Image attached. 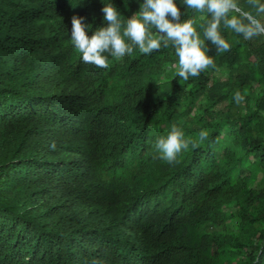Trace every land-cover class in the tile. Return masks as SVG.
I'll use <instances>...</instances> for the list:
<instances>
[{"label":"trees","instance_id":"obj_1","mask_svg":"<svg viewBox=\"0 0 264 264\" xmlns=\"http://www.w3.org/2000/svg\"><path fill=\"white\" fill-rule=\"evenodd\" d=\"M109 3L123 28L143 0H0V264H264V36L221 23L217 54L175 0L215 69L180 80L171 46L98 68L71 18L91 37ZM173 125L198 146L169 164Z\"/></svg>","mask_w":264,"mask_h":264},{"label":"clouds","instance_id":"obj_2","mask_svg":"<svg viewBox=\"0 0 264 264\" xmlns=\"http://www.w3.org/2000/svg\"><path fill=\"white\" fill-rule=\"evenodd\" d=\"M248 3L255 8L256 15L241 8L237 0H183L187 8L211 14V19L202 27L204 37L215 46L217 54L230 50V44L219 31L221 23L234 33L242 35L245 40L264 36V23L257 18L259 14H264V3L259 0H248ZM101 12L105 26L97 28L91 37L87 35L89 25L84 23V17L74 15L71 18L70 39L85 64L106 69L109 62L105 53L119 60L130 55L134 46L146 55L171 46L178 57V64L174 67L180 80L188 81L190 77H198L206 69L216 68L213 58L206 54L203 41L194 27L195 21H181L182 13L175 0H143L139 11L126 20L123 28L121 14L112 3L104 4ZM150 27L159 35H153ZM125 38L130 43H126ZM233 99L239 105L245 96L237 91ZM207 138L208 132L202 130L199 141L203 142ZM189 145L193 149L198 146L196 141L184 139L181 129L173 125L166 137L157 138L154 159L169 164L179 163L178 154L187 151ZM50 147L55 149V143Z\"/></svg>","mask_w":264,"mask_h":264}]
</instances>
